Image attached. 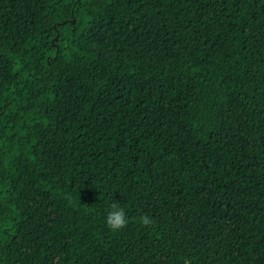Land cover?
<instances>
[{
    "label": "trees",
    "instance_id": "1",
    "mask_svg": "<svg viewBox=\"0 0 264 264\" xmlns=\"http://www.w3.org/2000/svg\"><path fill=\"white\" fill-rule=\"evenodd\" d=\"M186 261L264 264V0H0V264Z\"/></svg>",
    "mask_w": 264,
    "mask_h": 264
},
{
    "label": "clouds",
    "instance_id": "2",
    "mask_svg": "<svg viewBox=\"0 0 264 264\" xmlns=\"http://www.w3.org/2000/svg\"><path fill=\"white\" fill-rule=\"evenodd\" d=\"M141 224L144 226H148L154 223V221L148 217L147 215H143L140 217ZM106 226L113 232L122 230L128 225V218L125 214L123 208H121L117 203H112L110 206V210L105 217ZM185 264H189V262H185Z\"/></svg>",
    "mask_w": 264,
    "mask_h": 264
}]
</instances>
